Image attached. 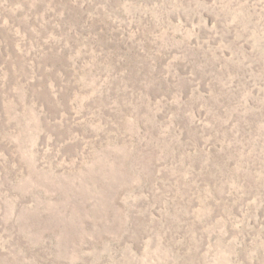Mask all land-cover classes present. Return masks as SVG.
<instances>
[{
    "label": "rangeland",
    "instance_id": "374dc122",
    "mask_svg": "<svg viewBox=\"0 0 264 264\" xmlns=\"http://www.w3.org/2000/svg\"><path fill=\"white\" fill-rule=\"evenodd\" d=\"M0 264H264V0H0Z\"/></svg>",
    "mask_w": 264,
    "mask_h": 264
}]
</instances>
